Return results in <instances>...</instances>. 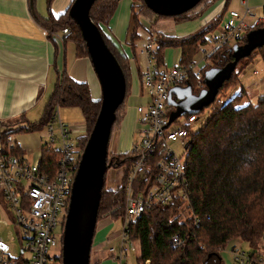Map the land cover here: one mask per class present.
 <instances>
[{"label": "trees", "instance_id": "trees-1", "mask_svg": "<svg viewBox=\"0 0 264 264\" xmlns=\"http://www.w3.org/2000/svg\"><path fill=\"white\" fill-rule=\"evenodd\" d=\"M52 1L46 0L48 7ZM119 1L97 0L92 4L89 16L100 29L105 44L121 68L125 79L126 98L131 86L128 59L101 31V27L109 24ZM136 1L132 8L135 29L139 27L138 21L141 16L150 19L162 18L147 9L141 0ZM204 2L205 0L202 1ZM31 5L30 12L35 22L46 32L48 38L53 39V36L67 29L68 34L64 35L63 43L71 41L75 45L78 57H88L80 32L68 15L69 9L58 17L49 13L47 18H41L34 10V0H31ZM188 13L174 19L177 22L187 20ZM220 20L221 17L198 33L180 39L159 33L151 35L150 38L156 45L157 64L163 65V53L166 48L180 49L181 58L178 63L187 64L192 61L203 43L204 36L212 32ZM263 29V23L258 24L249 29L234 47L226 46L214 51L205 60L206 64L201 66L197 76L190 72L189 78L180 87L171 91L172 98L178 99L186 89L193 93L192 89L196 88L198 82L203 88L205 71L222 68L230 63L235 50L248 43V36ZM132 39H135V34ZM254 58H258L264 64V44L254 49L247 57L238 60L230 78L218 89L217 95L221 99L217 100L218 96L215 97L205 120L191 133L186 157L191 217L182 220L173 216L176 212L174 209L161 211L150 208L129 222L126 233L128 240L139 242L136 264H221L218 252L225 248L230 240L239 239L252 250L258 247V242L264 234V94L258 95L253 103L242 102L246 94L243 89L229 97L222 95L238 84V71L248 64L254 65L252 61ZM55 81L53 91L41 109L39 119L30 121L24 115H19L10 120L0 121V129H3L0 136L10 132L42 131L51 122L55 106L59 108L71 106L80 109L86 125L83 138L77 142L79 146H83L98 114L99 100H92L87 84L72 81L64 70H56ZM123 102L117 107L111 131L120 125L125 109ZM39 152L37 163L39 172L51 177L57 169L59 152L48 147L46 143L42 144ZM14 153L19 154L16 151ZM110 156L108 155L106 164L109 163ZM122 157L124 161L119 163L115 161L114 164L128 166L130 162L128 154ZM100 193L96 221L106 216L114 220L121 219L125 210L123 189L117 187L112 190L105 188L103 184ZM176 233L181 234L184 242L172 246L170 240Z\"/></svg>", "mask_w": 264, "mask_h": 264}, {"label": "built area", "instance_id": "built-area-1", "mask_svg": "<svg viewBox=\"0 0 264 264\" xmlns=\"http://www.w3.org/2000/svg\"><path fill=\"white\" fill-rule=\"evenodd\" d=\"M240 5L247 9L246 0H241ZM247 31L241 15L230 12L217 30L204 36L197 52L198 60L174 66L157 64L156 45L150 37L142 46L146 59L140 76L144 101L135 106V126L127 149L129 165L116 168L121 170L120 180L110 188H122L125 196L124 215L119 219L121 226L117 234L121 252L112 264H122L121 257L126 251H139V242L129 241L126 233L129 222L144 210L174 209V217L182 220L191 217L186 157L191 133L197 128L194 126L197 114H183L180 116L183 121L179 122L177 117L169 122V114L174 110L169 102L178 100L172 98L171 91L180 87L190 72L197 76L214 51L234 47ZM61 34H68V30L64 29ZM244 68L251 70L252 75L256 74L253 64ZM241 71L244 69L237 76ZM201 86L198 82L192 89L193 94H197L196 90ZM54 109L51 122L44 128L46 139L42 142L59 152L57 169L51 177L39 172L38 158L30 162L14 153L22 149L15 133L0 136V210L13 225L16 238L21 240L17 255H14L0 239V264H61L63 221L82 146L69 137L68 129L58 117V107ZM175 122L179 126L171 129ZM2 132L0 129V135ZM231 241L234 240L218 252L221 264H264V254L252 249L243 250ZM170 242L172 246L181 245L184 238L176 233Z\"/></svg>", "mask_w": 264, "mask_h": 264}, {"label": "crops", "instance_id": "crops-1", "mask_svg": "<svg viewBox=\"0 0 264 264\" xmlns=\"http://www.w3.org/2000/svg\"><path fill=\"white\" fill-rule=\"evenodd\" d=\"M73 1L53 0L48 7L46 0H34V10L41 18H47L49 13L58 17L69 9ZM240 2L241 0H205L187 14V20L180 22L174 18L150 19L141 16L139 27L135 29L132 8L137 1H119L112 19L107 26L101 27V31L128 59L130 66L132 81L128 96L134 98L135 104L124 109L120 120L118 133L123 141L130 137L134 129L135 106L144 101L139 76L146 64L142 46L150 37L149 33L180 39L198 33L221 17L219 25L214 29L217 30L230 12L241 15L247 30L258 24L264 25L263 0H246V10ZM31 6V0H0V121L19 115H24L30 121L38 120L41 109L53 91L56 70H64L72 81L87 84L92 100L98 101L100 97L98 80L88 57H78L75 45L71 41L63 43L64 35L61 33L53 36V39L48 38L46 32L35 22L30 12ZM180 58V49L166 48L162 64L165 67L174 66L180 62ZM197 59L198 54L193 57V61ZM58 109V117L68 129L69 137L78 142L86 130L80 109L71 106ZM15 136L22 144V149L16 150L19 155L27 161L28 155L39 157L43 140L41 141L37 132L15 133ZM115 228L114 221L108 217L98 220L90 248L89 264H112L120 254V244L117 251L110 243ZM126 255V252L122 254V264Z\"/></svg>", "mask_w": 264, "mask_h": 264}, {"label": "water", "instance_id": "water-1", "mask_svg": "<svg viewBox=\"0 0 264 264\" xmlns=\"http://www.w3.org/2000/svg\"><path fill=\"white\" fill-rule=\"evenodd\" d=\"M97 0H74L68 10L70 19L77 26L96 80L100 97L99 110L94 124L87 134L77 168L73 176L67 213L64 218L61 242V264H88L100 191L104 176L111 128L117 107L125 98V79L121 68L112 55L100 29L89 16L92 4ZM153 14L162 18H175L199 6L203 0H141ZM264 44V29L252 32L248 43L235 50L230 63L222 68H211L204 73V87L197 94L183 90L177 101L169 102L174 110L169 122L183 114H197L211 106L224 81L230 78L238 60L247 57L254 49Z\"/></svg>", "mask_w": 264, "mask_h": 264}, {"label": "rangeland", "instance_id": "rangeland-1", "mask_svg": "<svg viewBox=\"0 0 264 264\" xmlns=\"http://www.w3.org/2000/svg\"><path fill=\"white\" fill-rule=\"evenodd\" d=\"M252 61L254 63L253 67L256 71V74L252 75L251 70H246L245 68H242L244 69V72L241 71L239 73L238 84L228 89V91H225L222 95H227L229 97V96L238 94L241 91V89H243L245 90L246 94L243 96L242 102L245 103L249 101L253 103L255 102L258 95L264 94V64L258 58H254ZM128 95L126 96L123 102V107L125 108L129 106H133L135 104L133 101L134 98ZM220 99L221 97L218 96L217 100H220ZM209 110L210 108L206 107L202 112L199 111L197 113L196 115L197 121L194 124L195 127H197L200 123H202L205 120V117L208 114ZM178 121L179 122L183 121V118L179 117ZM178 126H179V123L175 122L171 124L170 128L174 129V128H177ZM118 131H119V127H114L110 134L111 137H110V142L108 146V154L111 155L110 161H109L111 166L109 165V169H107L106 174L104 176V179H105L104 187L105 188L114 187L119 183V180H120L119 175L121 173V170H117L116 168H118L120 165L118 166L117 164H114V163L115 161H118V163L124 161L122 156H125L128 154L127 149H129L130 144L132 142V135H129L130 137L127 138V140L123 141L122 137H119ZM37 133L39 134L41 141L42 140L44 141L46 139L44 129H42V131H39ZM136 140H137V136H135L134 138V141ZM27 159H29L30 162H35L37 158L35 156L28 155ZM101 218H104V217H101ZM110 220L114 221L116 225L115 231L110 237L111 239L110 243L113 246V248L117 249L118 251L119 250L118 247L120 244V238H119V235H117V233L120 229L119 227L121 224H120L119 219L118 220L110 219ZM0 222H2L0 223V239H3V241L9 246L10 252L12 254L17 255L18 245L20 244L21 240L19 238H16V233H15V229L13 225L9 222V219L7 215L5 214V212L1 210H0ZM231 242L236 243V245L242 247L243 250L251 249L245 242H242L239 239H234V241H231ZM255 250L257 253L259 252L261 254H264V234L261 237L260 241L258 242V247ZM126 253H127L126 259L123 261V264L125 263L136 264L135 258L138 256V250L130 251V252L126 251Z\"/></svg>", "mask_w": 264, "mask_h": 264}]
</instances>
